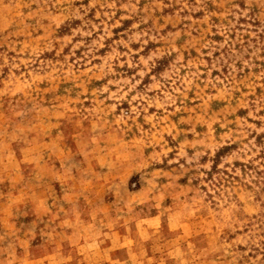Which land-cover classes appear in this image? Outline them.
I'll list each match as a JSON object with an SVG mask.
<instances>
[{
    "label": "rangeland",
    "instance_id": "374dc122",
    "mask_svg": "<svg viewBox=\"0 0 264 264\" xmlns=\"http://www.w3.org/2000/svg\"><path fill=\"white\" fill-rule=\"evenodd\" d=\"M0 264H264V0H0Z\"/></svg>",
    "mask_w": 264,
    "mask_h": 264
}]
</instances>
